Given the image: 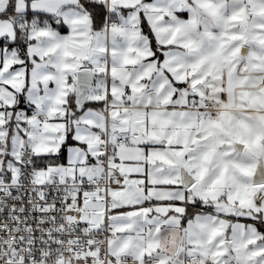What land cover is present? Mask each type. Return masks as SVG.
I'll return each instance as SVG.
<instances>
[{"label":"snow or ice","instance_id":"1","mask_svg":"<svg viewBox=\"0 0 264 264\" xmlns=\"http://www.w3.org/2000/svg\"><path fill=\"white\" fill-rule=\"evenodd\" d=\"M0 264H264V0H0Z\"/></svg>","mask_w":264,"mask_h":264}]
</instances>
